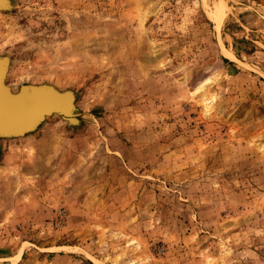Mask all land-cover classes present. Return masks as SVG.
<instances>
[{
	"label": "rangeland",
	"instance_id": "rangeland-1",
	"mask_svg": "<svg viewBox=\"0 0 264 264\" xmlns=\"http://www.w3.org/2000/svg\"><path fill=\"white\" fill-rule=\"evenodd\" d=\"M11 1L0 79L76 100L0 140V264H264V0Z\"/></svg>",
	"mask_w": 264,
	"mask_h": 264
},
{
	"label": "water",
	"instance_id": "water-1",
	"mask_svg": "<svg viewBox=\"0 0 264 264\" xmlns=\"http://www.w3.org/2000/svg\"><path fill=\"white\" fill-rule=\"evenodd\" d=\"M11 2V0H0V10L10 11ZM6 60V56L0 57L3 63ZM63 94L76 100V95L71 89L58 92L47 84H24L16 93H11L0 79V140L24 136L35 130L41 122L42 114H49L53 110L59 112L56 109L59 108L57 96ZM71 111L75 117L69 118L67 124L75 127L79 124V110L73 106Z\"/></svg>",
	"mask_w": 264,
	"mask_h": 264
},
{
	"label": "bare ground",
	"instance_id": "bare-ground-1",
	"mask_svg": "<svg viewBox=\"0 0 264 264\" xmlns=\"http://www.w3.org/2000/svg\"><path fill=\"white\" fill-rule=\"evenodd\" d=\"M218 4V3H217ZM215 6H217L216 4H215ZM225 13V12H224ZM223 9H222V3H221V6H217V7H215V10H214V18H215V21L217 22V23H220V21H221V19H222V17H223Z\"/></svg>",
	"mask_w": 264,
	"mask_h": 264
}]
</instances>
